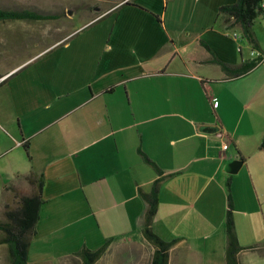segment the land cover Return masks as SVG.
Wrapping results in <instances>:
<instances>
[{"label": "crops", "instance_id": "crops-1", "mask_svg": "<svg viewBox=\"0 0 264 264\" xmlns=\"http://www.w3.org/2000/svg\"><path fill=\"white\" fill-rule=\"evenodd\" d=\"M235 1L120 0L92 14L80 0H0L2 10L56 17L0 22L26 49L11 47L0 71V137L18 150L0 149L2 191L43 176L29 264H70L106 241L95 264L147 262L114 246L142 237L138 190L157 179L139 149L168 176L152 223L162 240H179L168 264H226L228 178L239 245L264 243V62L229 78L205 47L235 67L260 53L250 45L251 58H230L239 36L217 16ZM78 10L86 18L73 25ZM237 258L264 264L257 250Z\"/></svg>", "mask_w": 264, "mask_h": 264}, {"label": "trees", "instance_id": "trees-1", "mask_svg": "<svg viewBox=\"0 0 264 264\" xmlns=\"http://www.w3.org/2000/svg\"><path fill=\"white\" fill-rule=\"evenodd\" d=\"M262 1L236 0L232 5L220 7L217 16L218 22L226 27L225 30H232L239 27L243 38L248 41L253 50L257 51L260 50L253 37L252 26L258 18L264 16ZM55 18L52 15H42L29 10L6 11L0 9V22L43 21ZM205 47L212 55V62L218 65L225 76L229 78L246 75L253 68L257 67L262 59L261 57L251 59L235 67L220 61L211 49L207 46ZM260 54L264 56V53L260 52ZM260 148L264 149V135L260 143ZM138 153L143 162L148 164L157 175V179L153 182L149 192H144L141 189L138 190V194L145 204V211L140 225L141 234L154 247L151 264H168L169 250L179 240L164 241L152 230L153 219L158 209L161 185L168 176H165L158 165L144 154L141 149L138 150ZM24 179L29 182L33 191L29 195L19 197L17 209L10 210L6 213L8 223L0 225V230L4 233V238L0 241V244L7 246L10 264H29L27 260L28 250L30 242L36 234L35 228L39 219L40 207L43 204V176L30 173ZM225 186L227 190V209L224 221L226 237L225 260L226 264H240L237 256L241 251L257 250L261 255H264V251L258 250L259 248L254 246L241 247L239 245L234 225V202L230 193V178L227 179ZM109 244L110 241H106L96 250L82 248L76 253V256L81 259V264H95L105 253Z\"/></svg>", "mask_w": 264, "mask_h": 264}, {"label": "rangeland", "instance_id": "rangeland-1", "mask_svg": "<svg viewBox=\"0 0 264 264\" xmlns=\"http://www.w3.org/2000/svg\"><path fill=\"white\" fill-rule=\"evenodd\" d=\"M39 4H49L48 0H37ZM120 0H100V1H95V0H80V2L85 6L86 8L90 9V13L93 14V10H97L96 7H99V11L104 10L105 8L111 6L114 2H117ZM62 3H67V0H61ZM58 5V4H57ZM59 6V5H58ZM94 7V8H93ZM163 8V7H162ZM86 18V13L84 10H78L77 12H74L71 16V23L73 25H78L80 23L81 19ZM15 21H10V24L14 25ZM235 31H230L229 34L230 36L234 34L233 32L237 33L239 36L238 39V45L241 48V54L237 50L236 54L232 53L230 55L231 59H236L237 62L241 60L243 57H249L251 58L250 55V44L245 38H241V30L239 27L234 28ZM233 30V29H232ZM23 33H19L18 31H13L12 29H3L1 24H0V36L5 40L6 42H1L0 41V71L5 67V57L8 55H12L13 53V48H16V52L19 56L23 57L24 56V48H22L23 52H19L20 50L17 46L20 44L23 36ZM252 34L254 37L255 42L257 43L260 52L264 53V16L258 18L253 26H252ZM0 38V40H1ZM21 38V40H20ZM22 44V43H21ZM9 46V47H6ZM22 46V45H21ZM17 56V57H19ZM242 56V57H241ZM2 146H6L8 148V153L7 157L13 156L18 150H15L14 144L10 143H5L4 140L0 137V149ZM6 156H1L0 157V164L1 161L4 159ZM2 183H3V177L0 175V225L7 224L8 220L6 217V213L9 212L10 210H15L18 207V201L19 197L22 195H29L33 190L31 185L27 180L24 178L21 179V182H19L18 187H9L5 190L2 191ZM4 238V233L0 230V241ZM116 247L120 248H132L134 251H139L140 253L138 254V257L141 259H145L144 264H149L150 262V257L152 258V251L154 252V247L148 243L144 237H139L136 236L131 242L123 245L116 244L114 245ZM254 247L259 248V250L264 251V243L261 245H254ZM108 259L111 258L109 253L106 256ZM115 258V257H114ZM77 260H70V264H81V259L77 256ZM118 259L121 260L117 264H126V256L124 255H119ZM0 264H10L9 257H8V252H7V246L4 244H0Z\"/></svg>", "mask_w": 264, "mask_h": 264}, {"label": "water", "instance_id": "water-1", "mask_svg": "<svg viewBox=\"0 0 264 264\" xmlns=\"http://www.w3.org/2000/svg\"><path fill=\"white\" fill-rule=\"evenodd\" d=\"M241 165L240 162L238 161H233L231 163H229L226 167V171L229 173V174H234L237 169L239 168V166Z\"/></svg>", "mask_w": 264, "mask_h": 264}, {"label": "built area", "instance_id": "built-area-1", "mask_svg": "<svg viewBox=\"0 0 264 264\" xmlns=\"http://www.w3.org/2000/svg\"><path fill=\"white\" fill-rule=\"evenodd\" d=\"M262 7L264 8V0L262 1ZM233 38L236 39V38H237V35H236V34H233ZM253 54L255 55V56H254V59L259 58V57L262 58L261 61L259 62V64H261V63L264 62V56H261L260 53H258V52H254ZM227 148H228L227 145H223V147H222L223 150H227Z\"/></svg>", "mask_w": 264, "mask_h": 264}]
</instances>
